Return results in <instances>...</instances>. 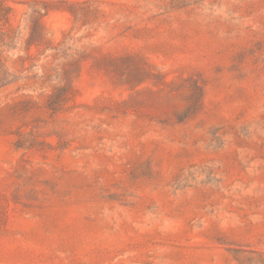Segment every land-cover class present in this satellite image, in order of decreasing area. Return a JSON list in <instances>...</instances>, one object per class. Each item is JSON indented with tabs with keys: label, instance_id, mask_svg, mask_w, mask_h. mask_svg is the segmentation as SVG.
Returning <instances> with one entry per match:
<instances>
[{
	"label": "rangeland",
	"instance_id": "rangeland-1",
	"mask_svg": "<svg viewBox=\"0 0 264 264\" xmlns=\"http://www.w3.org/2000/svg\"><path fill=\"white\" fill-rule=\"evenodd\" d=\"M0 264H264V0H0Z\"/></svg>",
	"mask_w": 264,
	"mask_h": 264
}]
</instances>
